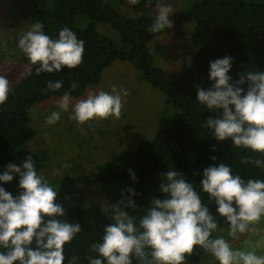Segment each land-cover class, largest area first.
Wrapping results in <instances>:
<instances>
[{
	"label": "clouds",
	"instance_id": "9594fccd",
	"mask_svg": "<svg viewBox=\"0 0 264 264\" xmlns=\"http://www.w3.org/2000/svg\"><path fill=\"white\" fill-rule=\"evenodd\" d=\"M151 0H149V3ZM136 5L139 0H128ZM157 15L150 33H159L173 27L169 20L173 10L169 6L157 4ZM18 47L31 62L40 66L36 74L58 73L64 67L75 69L83 63L84 41L77 38L68 27L59 30L58 38L52 39L44 32L41 22H33L30 29L18 39ZM232 57H224L210 62L208 79L212 87L197 88V100L218 115L208 117L207 127L219 141L231 139L234 148L250 151L252 155L240 157L241 165L251 164L264 169V72L248 71L240 74L233 82L229 72ZM63 81H49L45 91H57ZM247 84V90L242 87ZM78 87L73 81L72 91ZM11 83L0 75V106L4 105L12 93ZM126 89L112 88L111 93L90 91L87 97L72 103L71 92H65L57 106L46 117L48 125L61 119V113L69 111L70 119L78 124L109 117L119 119L128 96ZM215 160L216 157H211ZM131 172V170H129ZM18 174L19 195H13L0 187V264H64L65 245L70 244L81 233L79 223L71 224L63 217L65 209L57 200V190L38 173L35 161L29 155L22 166L7 165L0 174V182L9 183ZM133 180L135 175L132 174ZM159 191L166 198H151V206L137 221L122 208L137 205L129 198L127 204L122 199L112 206L114 221L106 225L101 242L92 243L86 254L88 264H187L197 246L210 254L219 264H264V255L258 249L264 245V228L259 227L264 220V180L244 179L234 173L224 162L210 166L203 171L200 189L209 201L217 206L218 216L228 225L226 231L232 240L251 233L260 239L248 247H233L224 236H214L220 221L202 203L200 192L186 181L184 174L170 170L162 177ZM132 196L137 195L128 189ZM123 196V192L121 193ZM35 241L36 247L31 245ZM79 257L73 256L68 264H77Z\"/></svg>",
	"mask_w": 264,
	"mask_h": 264
},
{
	"label": "trees",
	"instance_id": "16d2710c",
	"mask_svg": "<svg viewBox=\"0 0 264 264\" xmlns=\"http://www.w3.org/2000/svg\"><path fill=\"white\" fill-rule=\"evenodd\" d=\"M163 2L139 0L138 4L130 5L128 0H119L121 6L133 13L129 16L107 0H35L34 22L43 23L45 34L52 39H57L59 30L65 26L75 32L77 38L84 41L83 63L75 69L64 67L58 73L42 72L39 75L36 69L40 65H32L11 87L13 91L7 102L0 106V174L10 163L22 166L24 159L31 155L38 173L43 176L46 156L29 147L36 137L30 109L48 100L62 98L69 91L71 98H81L89 88L100 84L103 73L115 62L128 63L143 81L165 95V102L174 109L173 120L154 138L143 140L135 149L97 166L86 181L94 187L121 186L125 204L131 198L137 205L135 210L124 208V211L138 221L151 206L152 197L166 198V194L159 191L164 174L170 170L180 171L200 192L202 203L217 217L220 227L227 229L228 225L218 216L215 202L209 201L200 189L204 169L224 162L246 180H264V169L251 164L241 165L240 157L252 153L234 148L231 139L219 141L215 138L206 120L210 116L215 118L218 112L210 111L198 102L197 88L207 90L212 87L214 82L208 79L210 62L226 56L233 58L229 72L233 82L248 71L264 72V0H194L178 17L194 24L192 40L197 52L190 66L177 78L155 65L150 48L153 41L168 30L148 31L155 21L149 12ZM101 24L118 33L120 44L99 30ZM57 80L64 82L61 89L45 91L49 81ZM73 81L78 84L74 91L70 88ZM242 87L247 90V84ZM213 156L215 160L211 159ZM19 179L15 174L11 182H0V187L16 197L22 191ZM49 184L58 191L56 203L65 209V215L56 219L79 223L82 227L76 239L65 245L64 264H68L73 256L79 257L77 264H88L86 254L96 255L89 251L90 245L101 242L105 226L114 222L112 216L98 205L74 202L65 190ZM128 189L137 195L132 196ZM31 247H36L35 241ZM207 254L197 246L195 253L186 258L187 264H201ZM133 264L139 262L133 259Z\"/></svg>",
	"mask_w": 264,
	"mask_h": 264
},
{
	"label": "rangeland",
	"instance_id": "374dc122",
	"mask_svg": "<svg viewBox=\"0 0 264 264\" xmlns=\"http://www.w3.org/2000/svg\"><path fill=\"white\" fill-rule=\"evenodd\" d=\"M119 0H107L121 13H133L121 6ZM194 0H164L161 5L172 8L169 20L173 27L153 41L150 48L155 65L169 76L179 77L187 69L197 52L192 40L194 24L179 20V14L187 11ZM157 7L149 12L152 18L157 15ZM35 17V0H0V75L10 81L11 87L27 73L31 62L18 47V39L30 29ZM99 30L120 44L117 32L110 26L99 25ZM126 89L122 114L119 119L94 120L84 125L70 119L69 111L61 113V119L54 125L46 123V117L53 111H60L54 98L32 107L29 111L31 126L36 131L35 139L29 143L30 149L46 156L43 177L57 189L65 190L76 203L85 206L98 205L113 216L112 206L124 196L122 187L111 185L94 187L86 177L99 165L110 162L123 152L135 149L143 140L154 138L168 127L174 116V109L168 105L165 95L151 84L143 81L139 73L128 63L115 62L104 73L100 84L89 88L81 98H72L74 104L87 97L92 91H106L112 88ZM124 210V208H122ZM259 227L264 228V220ZM233 247H248L260 238L251 233L238 240L228 237L227 231H218ZM264 255V245L258 249ZM201 264H219L207 254Z\"/></svg>",
	"mask_w": 264,
	"mask_h": 264
}]
</instances>
